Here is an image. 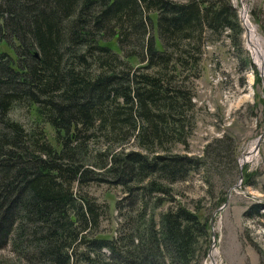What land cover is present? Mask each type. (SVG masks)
I'll list each match as a JSON object with an SVG mask.
<instances>
[{"label":"trees","instance_id":"trees-1","mask_svg":"<svg viewBox=\"0 0 264 264\" xmlns=\"http://www.w3.org/2000/svg\"><path fill=\"white\" fill-rule=\"evenodd\" d=\"M236 10L229 0H0V247L27 264H200L207 220L178 202L144 219L145 197L161 205L151 195L212 152L170 145H187L184 72L197 75L201 36L240 35ZM17 104L33 110L29 128L9 116ZM256 174L243 167V184ZM101 182L130 204L140 196L111 237L97 234L100 205L83 189Z\"/></svg>","mask_w":264,"mask_h":264},{"label":"rangeland","instance_id":"rangeland-1","mask_svg":"<svg viewBox=\"0 0 264 264\" xmlns=\"http://www.w3.org/2000/svg\"><path fill=\"white\" fill-rule=\"evenodd\" d=\"M229 1L237 9L240 35L236 37L228 28L214 34L204 30L197 52V75H192L190 68L184 72L188 76L184 87L190 90L194 102L188 112L191 125L187 145H170V149L178 153L205 156L204 147L211 143L212 152L210 149V155L204 158V165L170 184L168 192L151 195L163 199L161 205L153 207L152 198L146 196L144 219L152 212L158 222L159 214L178 202L193 210L200 219L207 220L209 237L204 243L207 250L200 264L210 263L209 250H212L211 256L217 251L214 259L218 264H264V136L255 157L243 165L246 172L257 173L250 178L253 184L244 185L243 176L240 184L234 186L239 181L243 151L264 131V80L259 68L263 73L264 70L257 63L246 24L243 25L240 13L243 0ZM246 3L248 18L264 40V0H246ZM123 50L126 51L124 47ZM117 53L119 58H125L123 51ZM131 63L139 65L134 58ZM32 111L17 104L8 114L29 128L34 117ZM45 131L53 142L52 129L46 125ZM134 146L132 140L126 144V148ZM83 189L100 205L97 234L102 237L114 235L123 217L140 206V196L130 204L128 193L115 184L90 183ZM256 205H259V213L254 211ZM212 230L215 244L211 247ZM9 263L27 264V261L7 243L0 247V264Z\"/></svg>","mask_w":264,"mask_h":264},{"label":"bare ground","instance_id":"bare-ground-1","mask_svg":"<svg viewBox=\"0 0 264 264\" xmlns=\"http://www.w3.org/2000/svg\"><path fill=\"white\" fill-rule=\"evenodd\" d=\"M243 2H242V5H243L242 7H243L244 11L241 12V14H243V16H242L243 25L245 27V24H246L247 33H248V40H249L251 48L254 52V55L257 59V63L264 70V49H263L264 40L258 35L255 26L250 22V20L248 18V14H247V6L248 5L246 3V0H243ZM263 76H264V73H263ZM255 154H256V150L254 149V144H252L251 146H248L246 150L243 151L242 157H241L242 162L239 161V163L244 165L248 161V159H250L251 157H255ZM216 253H217V251H214L213 255L211 256L212 250H210V256L209 257H210L211 261L209 264H218V262H216L214 259Z\"/></svg>","mask_w":264,"mask_h":264},{"label":"water","instance_id":"water-1","mask_svg":"<svg viewBox=\"0 0 264 264\" xmlns=\"http://www.w3.org/2000/svg\"><path fill=\"white\" fill-rule=\"evenodd\" d=\"M244 11V10H243ZM240 13H241V11H240ZM242 16H243V14H241V18H242ZM259 73H260V75H261V77L263 78V80H264V76H263V72H262V70L259 68ZM264 136V131H263V133L262 134H260L258 137H257V139H256V141H255V143H254V149L257 151V149H258V145H259V142H260V140H261V138ZM242 168H243V165L242 164H240L239 163V181L234 185V186H238L239 184H240V182H241V179H242V177H243V172H242ZM229 196V194L227 195V197ZM226 203V201L224 202V204ZM211 225H212V220H211ZM215 244V236H214V232H213V230H212V245H211V247L213 246ZM208 256H210V250L208 251Z\"/></svg>","mask_w":264,"mask_h":264}]
</instances>
